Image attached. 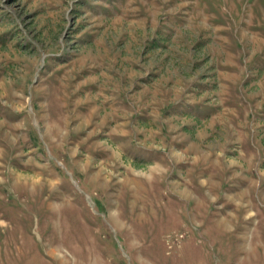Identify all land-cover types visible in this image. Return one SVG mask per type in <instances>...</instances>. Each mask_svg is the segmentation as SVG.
I'll list each match as a JSON object with an SVG mask.
<instances>
[{
	"label": "rangeland",
	"instance_id": "1",
	"mask_svg": "<svg viewBox=\"0 0 264 264\" xmlns=\"http://www.w3.org/2000/svg\"><path fill=\"white\" fill-rule=\"evenodd\" d=\"M64 259L264 264V0H0V264Z\"/></svg>",
	"mask_w": 264,
	"mask_h": 264
},
{
	"label": "bare ground",
	"instance_id": "2",
	"mask_svg": "<svg viewBox=\"0 0 264 264\" xmlns=\"http://www.w3.org/2000/svg\"><path fill=\"white\" fill-rule=\"evenodd\" d=\"M50 176H51V177H50L49 179H50L51 181L54 180V175L51 174ZM179 183H180V182H179ZM181 190L184 192V194H187V193H188L186 187H182ZM64 262H65L64 264H67L66 259H64Z\"/></svg>",
	"mask_w": 264,
	"mask_h": 264
}]
</instances>
